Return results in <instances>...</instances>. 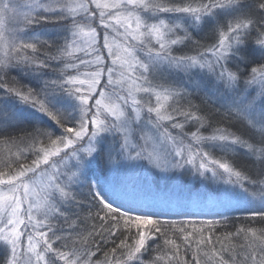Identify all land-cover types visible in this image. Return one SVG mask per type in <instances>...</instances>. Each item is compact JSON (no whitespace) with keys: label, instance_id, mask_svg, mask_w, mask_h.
I'll return each mask as SVG.
<instances>
[{"label":"snow or ice","instance_id":"1","mask_svg":"<svg viewBox=\"0 0 264 264\" xmlns=\"http://www.w3.org/2000/svg\"><path fill=\"white\" fill-rule=\"evenodd\" d=\"M0 264H264V0H0Z\"/></svg>","mask_w":264,"mask_h":264},{"label":"trees","instance_id":"2","mask_svg":"<svg viewBox=\"0 0 264 264\" xmlns=\"http://www.w3.org/2000/svg\"><path fill=\"white\" fill-rule=\"evenodd\" d=\"M157 175L151 176V182L153 187L155 188L158 185V191L161 196L168 197L173 194H177L178 196H182L180 199L185 200H194L196 197H213V196H221L223 193V189L226 187L223 184H216V188H213V185H210L207 182L201 181L198 178L185 176L183 179L176 183V181H168L166 182L165 186L162 184L161 180L156 179ZM179 187V189H174L173 186ZM175 186V187H176ZM161 188L168 194L162 193ZM181 189H184V192H181ZM181 192V193H180ZM187 194L186 196H184ZM188 198V199H187ZM191 206V203H190ZM181 208H174L173 211H179ZM189 211H197V209L193 207H188ZM217 211L224 212L225 215L228 216H242L244 215L243 212L239 208L235 206L229 208H219ZM175 216V215H174ZM182 216L174 217V219H181ZM220 218V217H215Z\"/></svg>","mask_w":264,"mask_h":264},{"label":"rangeland","instance_id":"3","mask_svg":"<svg viewBox=\"0 0 264 264\" xmlns=\"http://www.w3.org/2000/svg\"><path fill=\"white\" fill-rule=\"evenodd\" d=\"M141 176L143 175L142 173L140 174ZM155 175H157V177L158 176H160L161 174L160 173H156ZM148 181L149 182H151V176H149L148 177ZM161 182H162V184H164L163 186H165V184H166V182H168V181H164V180H161ZM177 183V182H176ZM178 184V183H177ZM210 185H213V188H216V183H212V184H210ZM176 186V185H175ZM175 186H173V188L176 190V189H179V187H175ZM161 190H162V193H164V194H168V193H166L162 188H161ZM185 190L184 189H181V192H184ZM180 192V193H181ZM187 194H185L184 196H186ZM168 197H170L171 199H172V201H173V203H179L180 205H185V204H187V205H189V207H191L190 206V203L192 202V201H195V200H197V199H199V200H202V201H207L210 197H200V196H198V197H196L194 200H189L188 198V200H185L184 201V199H180L182 196H178V193L177 194H173V195H171V196H168ZM217 196H213V197H211V198H216ZM236 208H239V207H237V206H235ZM196 209V208H195ZM240 209V208H239ZM217 210H219V208L218 209H216V211ZM242 212V211H241ZM174 217H177V215H175V216H172L171 218H174Z\"/></svg>","mask_w":264,"mask_h":264}]
</instances>
